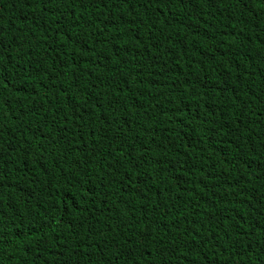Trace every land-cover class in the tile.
Instances as JSON below:
<instances>
[{
    "label": "trees",
    "instance_id": "trees-1",
    "mask_svg": "<svg viewBox=\"0 0 264 264\" xmlns=\"http://www.w3.org/2000/svg\"><path fill=\"white\" fill-rule=\"evenodd\" d=\"M0 264H264V0H0Z\"/></svg>",
    "mask_w": 264,
    "mask_h": 264
}]
</instances>
